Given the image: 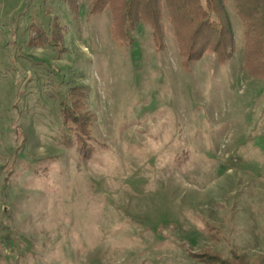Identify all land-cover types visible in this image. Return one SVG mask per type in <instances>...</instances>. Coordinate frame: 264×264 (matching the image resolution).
Masks as SVG:
<instances>
[{
  "label": "rangeland",
  "instance_id": "374dc122",
  "mask_svg": "<svg viewBox=\"0 0 264 264\" xmlns=\"http://www.w3.org/2000/svg\"><path fill=\"white\" fill-rule=\"evenodd\" d=\"M91 2L0 0V264H264V78L242 66L258 4L222 0L232 58L186 70L169 0L160 50L142 22L116 44ZM54 18L62 51L28 43ZM71 86L87 159L62 144Z\"/></svg>",
  "mask_w": 264,
  "mask_h": 264
},
{
  "label": "trees",
  "instance_id": "16d2710c",
  "mask_svg": "<svg viewBox=\"0 0 264 264\" xmlns=\"http://www.w3.org/2000/svg\"><path fill=\"white\" fill-rule=\"evenodd\" d=\"M63 1L68 4L71 12L76 11L75 0ZM169 2L170 20L175 28L179 55L183 58V69L187 70L191 63L206 53L214 54L218 64H225L232 58L235 40L222 0H169ZM255 2L258 5L252 6L247 15L258 16L242 20L246 27L243 36L245 41L242 66L252 75L264 78V0ZM105 9L110 12L109 30L116 44L126 46L131 41L129 31L133 30L137 23L142 22L151 29V40L155 49L163 48L161 41L164 29L161 24L159 0H92L89 14L96 16ZM60 28L63 29L65 26L59 24L56 18L52 20L48 32L37 22H31L29 29L34 32L35 37L33 36L28 43L57 47L62 51L60 41L64 31H60ZM75 89L71 86L68 91V104L61 101L60 116L65 131L62 135V144L67 148L74 146L80 158L87 159L93 153V146L89 144L91 133L79 114ZM193 256L205 264H256L255 259L249 260L237 253L234 254L232 262L219 253L203 252Z\"/></svg>",
  "mask_w": 264,
  "mask_h": 264
}]
</instances>
